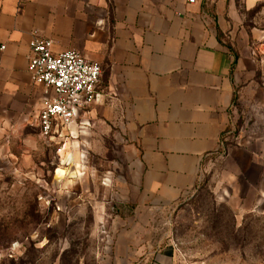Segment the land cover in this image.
Here are the masks:
<instances>
[{"label":"crops","instance_id":"1","mask_svg":"<svg viewBox=\"0 0 264 264\" xmlns=\"http://www.w3.org/2000/svg\"><path fill=\"white\" fill-rule=\"evenodd\" d=\"M34 36L102 65L61 152L40 131L54 94L31 80ZM30 168L55 225L90 217L95 264H199L173 214L208 182L264 215V0H0V177Z\"/></svg>","mask_w":264,"mask_h":264},{"label":"rangeland","instance_id":"2","mask_svg":"<svg viewBox=\"0 0 264 264\" xmlns=\"http://www.w3.org/2000/svg\"><path fill=\"white\" fill-rule=\"evenodd\" d=\"M34 172L0 177V264H95L90 217L55 225L53 192L42 198L48 182ZM173 231L187 259L199 264H264V215H235L216 199L211 182L175 211Z\"/></svg>","mask_w":264,"mask_h":264},{"label":"built area","instance_id":"3","mask_svg":"<svg viewBox=\"0 0 264 264\" xmlns=\"http://www.w3.org/2000/svg\"><path fill=\"white\" fill-rule=\"evenodd\" d=\"M195 4L197 0H187ZM29 74L31 80L52 92L54 97L45 100L39 115V126L44 139L59 145L56 128L68 126L75 118L76 110H86L96 99L97 85L102 65L91 61L75 50L55 53L53 41L34 36L29 43ZM42 198L49 190L45 189Z\"/></svg>","mask_w":264,"mask_h":264}]
</instances>
